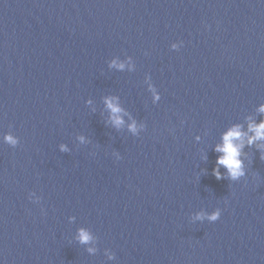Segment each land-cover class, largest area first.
Here are the masks:
<instances>
[{
	"label": "water",
	"instance_id": "water-1",
	"mask_svg": "<svg viewBox=\"0 0 264 264\" xmlns=\"http://www.w3.org/2000/svg\"><path fill=\"white\" fill-rule=\"evenodd\" d=\"M0 264H264V0H0Z\"/></svg>",
	"mask_w": 264,
	"mask_h": 264
}]
</instances>
